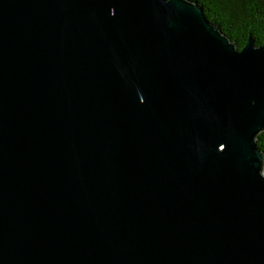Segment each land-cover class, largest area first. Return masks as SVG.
<instances>
[{
	"label": "water",
	"instance_id": "water-1",
	"mask_svg": "<svg viewBox=\"0 0 264 264\" xmlns=\"http://www.w3.org/2000/svg\"><path fill=\"white\" fill-rule=\"evenodd\" d=\"M264 44L191 0H0V264H264Z\"/></svg>",
	"mask_w": 264,
	"mask_h": 264
},
{
	"label": "trees",
	"instance_id": "trees-1",
	"mask_svg": "<svg viewBox=\"0 0 264 264\" xmlns=\"http://www.w3.org/2000/svg\"><path fill=\"white\" fill-rule=\"evenodd\" d=\"M204 8L209 20L216 24L239 49L248 39L257 46L264 44V0H191ZM264 153V132L257 140Z\"/></svg>",
	"mask_w": 264,
	"mask_h": 264
}]
</instances>
